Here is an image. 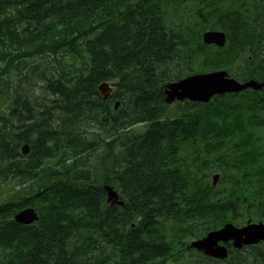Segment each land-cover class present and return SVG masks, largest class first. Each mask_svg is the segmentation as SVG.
Segmentation results:
<instances>
[{"label":"trees","instance_id":"1","mask_svg":"<svg viewBox=\"0 0 264 264\" xmlns=\"http://www.w3.org/2000/svg\"><path fill=\"white\" fill-rule=\"evenodd\" d=\"M207 29L227 32L228 46L205 44ZM49 57L41 88L55 97L18 98L14 77ZM220 68L264 79V0H0V187H19L0 196V264H219L185 240L215 228L226 206L206 175L245 169L244 151L264 156V90L186 101L173 118L163 90ZM106 184L123 206L107 202ZM26 207L37 222L14 221Z\"/></svg>","mask_w":264,"mask_h":264},{"label":"water","instance_id":"2","mask_svg":"<svg viewBox=\"0 0 264 264\" xmlns=\"http://www.w3.org/2000/svg\"><path fill=\"white\" fill-rule=\"evenodd\" d=\"M204 39L209 44H218L223 46L225 42L224 35L220 32H207L204 35ZM264 82H259L255 79H251L246 82H239L235 78H229L228 73L212 72L207 74H198L194 76H189L178 82H173L167 84L165 89L166 102L170 103L176 98L185 99L189 98L194 101H209V99L217 93L224 92H240L248 88H253L255 90L263 89ZM99 90L102 97L106 100L112 93V87L108 83H102L99 85ZM30 151L29 144H25L22 147V153L27 155ZM107 190V200L112 204L123 205L124 202L121 200L117 191H115L111 186L106 185ZM14 220L17 223L29 225L39 220V215L33 207H27L19 210L14 215ZM250 230L253 232V236L250 238H240L239 241L245 244L257 243L259 240L264 239V227L262 226H250ZM238 231L228 227L226 230L218 233H212L209 237L203 241L196 242L192 244V247L198 248L204 251L207 255H211L217 258L227 257L228 253L225 248L218 247L215 243L217 239L226 240V236L237 237ZM224 235V237H223Z\"/></svg>","mask_w":264,"mask_h":264},{"label":"rangeland","instance_id":"3","mask_svg":"<svg viewBox=\"0 0 264 264\" xmlns=\"http://www.w3.org/2000/svg\"><path fill=\"white\" fill-rule=\"evenodd\" d=\"M194 7L192 4L188 6L185 20L186 22L191 21L195 19L194 14ZM52 57L47 58V60H39L41 63L40 67H35L36 69L30 70V73L26 70H24V73H20L18 76L14 77V82H16L18 87V98L20 97L21 100H26V98H29L31 102H33L36 98H40L41 96H45L44 100H49L54 95L47 92L45 89L42 90V86H46L47 82L43 80L42 74H51L49 70V67L54 63L51 64ZM34 63V62H33ZM32 66V65H31ZM37 66V65H35ZM29 73V74H28ZM26 74H28L26 76ZM49 83V82H48ZM55 97V96H54ZM9 108V101H7V98L4 96V94L0 93V115H4V112L7 111ZM141 131H145L148 129L146 126L141 127ZM31 135V134H30ZM31 138L33 139V135H31ZM18 187L17 182L10 181L8 183H3L0 187V196L2 199L7 198L11 196ZM24 194L29 195L30 189H27V187H23ZM259 253L261 255H264V246H262L259 250ZM244 254V253H243Z\"/></svg>","mask_w":264,"mask_h":264},{"label":"bare ground","instance_id":"4","mask_svg":"<svg viewBox=\"0 0 264 264\" xmlns=\"http://www.w3.org/2000/svg\"><path fill=\"white\" fill-rule=\"evenodd\" d=\"M112 12H113V11H112ZM6 24H7V23H6ZM13 25H14V24H13ZM41 46H42V45H41ZM102 83H107V81H106V82H102ZM102 83H101V84H102ZM111 87L114 88V90H115V86H114L113 82H111ZM16 98H17V97H16ZM118 107H119V106H118ZM118 107H115V108L117 109Z\"/></svg>","mask_w":264,"mask_h":264}]
</instances>
